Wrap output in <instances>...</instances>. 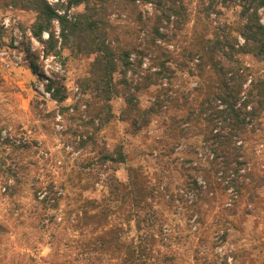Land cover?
Wrapping results in <instances>:
<instances>
[{
  "label": "rangeland",
  "instance_id": "374dc122",
  "mask_svg": "<svg viewBox=\"0 0 264 264\" xmlns=\"http://www.w3.org/2000/svg\"><path fill=\"white\" fill-rule=\"evenodd\" d=\"M9 1L0 0V264H48L52 251L72 252L66 244L70 242L68 237L71 234L68 228L63 229L57 245L49 238L54 226L41 228L40 223L32 218L34 187L50 181L57 186L62 184L70 199L63 198L60 206L65 208L68 203L72 209L80 205V197L99 198L105 189L102 185L92 187L88 173H85L90 146L79 147V143L86 139V102L91 100L92 93L82 89L78 81L86 76L90 59L73 56L67 46L61 45V38L57 39L56 46L59 53L46 54L45 44L29 34L33 13L15 7ZM150 1H137V10L146 24L143 28L136 20V11L111 5L107 18L112 27L109 30L112 46L130 49L139 44L143 33L145 30L149 32L153 23L152 19L149 20L153 8ZM185 2L191 11H195V7L207 0ZM239 2L220 0L208 19L211 29L218 31L225 23L234 26L240 20ZM54 9L66 11L70 16L83 11L82 6H68L67 0L56 3ZM259 12L264 20V8ZM191 26L192 21H189L170 41L169 48L176 47V53L181 48L189 49L194 40ZM169 27H172L171 23ZM199 27L198 24L197 29ZM52 31L54 35L59 34L55 23ZM13 32L18 36V46L13 44ZM46 39V35L42 36L43 41ZM153 53L157 54V51ZM131 56L133 64L126 75L119 70L115 74L120 89V95L111 101L115 117L98 135L99 140L103 137L110 146H123L126 161L111 165V172L123 183L129 178L136 180V191L144 207L141 214L149 215V230L159 234L161 229L173 230L165 244L149 240V264H264V112L262 125L258 128L248 126L250 130L245 135L250 168L243 172V176L251 181L250 197L245 189L242 196L230 205L225 198L231 189L225 191L213 181L210 185L213 197L197 200L194 206L185 202L171 204L160 196L151 198L147 190L155 179L152 173L164 175V185L170 188L180 187L191 175H196L189 166L194 158L198 134L188 130L187 139L178 142L167 132V125L170 114L186 113L185 101L189 99L198 103L204 90L201 94L193 92L189 95L195 86V78L187 69L174 71L168 92L176 93L180 99L167 101L169 110L165 115L154 117L150 125L148 123L133 132L130 125L119 118L124 107L121 82H141L149 74L152 63L149 55L140 63L135 53ZM173 56L181 58L179 54ZM241 59L253 71V76L264 78V61L250 56ZM45 77L49 82L65 87L66 100L57 103L45 95L48 85ZM161 79L162 84L154 89H142L136 93L141 108H148L156 93L167 88L170 79ZM33 101L37 102L36 113L30 107ZM65 108L66 112L63 111ZM192 122L197 128L198 124ZM87 130L91 132V128ZM255 149L256 153L252 151ZM154 151L162 153L159 162L154 159ZM193 212L198 214V219L190 217ZM224 226L228 227L226 236L216 232ZM54 245L58 248L55 249ZM166 255L173 257L165 260Z\"/></svg>",
  "mask_w": 264,
  "mask_h": 264
},
{
  "label": "trees",
  "instance_id": "16d2710c",
  "mask_svg": "<svg viewBox=\"0 0 264 264\" xmlns=\"http://www.w3.org/2000/svg\"><path fill=\"white\" fill-rule=\"evenodd\" d=\"M137 1L67 0L68 6L83 8V11L70 17L66 11L58 14L46 0L9 1L15 7L33 13L29 32L33 38L45 44L46 54L59 53L56 51L58 38L52 31L53 22L57 21L61 45L67 46L73 56L90 59L86 76L78 81L82 89L92 93L91 100L86 102V139L79 143V147L90 146L85 173H88L92 187L102 185L105 189L99 198L80 197V205L72 209L68 203L65 208L60 206L63 198L70 199L62 184L57 186L50 181L34 187L32 218L40 223L41 228L51 224L54 226L49 238L57 245L63 229L68 228L71 234L68 237L70 242L66 244L72 252L54 250L48 264H149V240H159L165 244L173 231L161 229L159 234L149 230V215L141 214L144 207L136 191V180L129 178L123 183L111 172V165L126 161L123 146H110L103 137L99 140L100 131L115 117L111 101L120 95L115 74L119 70L123 76L126 75L133 64L132 53L138 57V63L149 55L153 65L141 82H121L124 107L119 118L127 122L133 132L148 123L150 125L154 117L165 115L169 110L167 101L180 99L176 93L168 92L174 71L187 69L195 78V86L189 95L193 92L201 94L204 90L198 103L189 99L185 101L186 113L170 114L167 125V132L178 142L179 139H187L188 130L198 134L194 158L189 166V170L196 175H191L180 187L170 188L164 185V175L152 173L155 179L147 190L149 196H160V199L171 204L185 202L194 206L197 200L213 197L210 191L213 181L225 191L231 189L228 194L230 198L228 195L225 198L230 205L242 196L243 190L247 189L248 196L250 194L251 181L243 176V172L250 168L245 135L250 130L248 126L258 128L262 125L264 78L253 76V71L241 57L250 56L264 61V20L259 15V10L264 8V0H239L240 20L234 26L225 23L218 31L211 29L208 19L216 11L220 0L201 2L195 11H191L185 0H149L153 5L149 16L153 23L149 32L145 30L137 46L117 49L109 42L112 27L107 13L111 5L132 9L136 11V20L143 28L146 24L137 10ZM189 21H192L194 40L189 49L181 48L176 53V47L169 48V43ZM169 23L172 24L171 28ZM43 33L48 36L44 41ZM141 44L142 47L139 46ZM173 54H179L180 60ZM173 62H176L174 66ZM161 78L170 79L167 88L156 93L149 101L148 108H141L136 93L161 85ZM45 90L57 103L67 99L63 85L50 81ZM36 104L35 101L30 103L35 113ZM192 121L198 124L197 128H194ZM90 128L91 132L88 133L87 129ZM252 151L256 153L257 149ZM154 154L155 161H158L161 151H154ZM8 169L12 171L10 167ZM191 216L195 220L199 218L196 212ZM216 232L226 236L228 227L224 226ZM57 245L53 247L57 249ZM226 256L225 260L228 259ZM172 257L166 255L164 259L171 260Z\"/></svg>",
  "mask_w": 264,
  "mask_h": 264
},
{
  "label": "built area",
  "instance_id": "2783aa9c",
  "mask_svg": "<svg viewBox=\"0 0 264 264\" xmlns=\"http://www.w3.org/2000/svg\"><path fill=\"white\" fill-rule=\"evenodd\" d=\"M47 1V3L52 7V8H54V5L56 4V3H58L59 1H62V0H46ZM58 14H64V11H61V10H58V9H54ZM68 15V14H67ZM68 17H70V15H68ZM56 24L57 26H58V23H57V21H54L53 22V24ZM29 34H30V32H29ZM44 35H46L47 36V33H43V36ZM30 36H31V34H30ZM57 38H59L58 37V34L56 33V35H55ZM32 37V36H31ZM48 37V36H47ZM33 38V37H32ZM33 39H35V38H33ZM13 44H14V46H18V36H17V34H16V32H13ZM38 74L40 75V76H42V74H40V72H38ZM45 80H47L48 81V83H49V80L45 77ZM53 82V81H52ZM47 92V91H46ZM47 97H50V94L47 92L46 94H45Z\"/></svg>",
  "mask_w": 264,
  "mask_h": 264
}]
</instances>
